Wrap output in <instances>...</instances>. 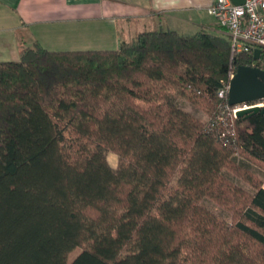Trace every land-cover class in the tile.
Here are the masks:
<instances>
[{
    "label": "trees",
    "instance_id": "trees-1",
    "mask_svg": "<svg viewBox=\"0 0 264 264\" xmlns=\"http://www.w3.org/2000/svg\"><path fill=\"white\" fill-rule=\"evenodd\" d=\"M230 61L222 33L162 29L118 50L35 43L1 62L0 264H69L84 247L70 264H264V177L236 162L264 174V112L239 117L221 138L223 125L189 132L160 110L179 89L214 115ZM236 65L264 69V52ZM68 134L90 148L74 150ZM107 151L125 161L119 170Z\"/></svg>",
    "mask_w": 264,
    "mask_h": 264
},
{
    "label": "crops",
    "instance_id": "crops-1",
    "mask_svg": "<svg viewBox=\"0 0 264 264\" xmlns=\"http://www.w3.org/2000/svg\"><path fill=\"white\" fill-rule=\"evenodd\" d=\"M215 1L0 0V63L19 61L20 49L35 43L45 49L118 50L146 31L222 33L208 12Z\"/></svg>",
    "mask_w": 264,
    "mask_h": 264
},
{
    "label": "built area",
    "instance_id": "built-area-1",
    "mask_svg": "<svg viewBox=\"0 0 264 264\" xmlns=\"http://www.w3.org/2000/svg\"><path fill=\"white\" fill-rule=\"evenodd\" d=\"M208 12L216 19L222 34L229 38L231 47L229 82L223 83L219 90L218 96L222 102L209 120L210 128L220 129L223 125L225 132L220 137L224 138L226 134L234 135L232 127L239 118V111L255 106L264 107V101L237 106H231L228 102L230 82L238 69L237 57L254 54L257 49L264 52V0H245L243 5H236L232 0H216Z\"/></svg>",
    "mask_w": 264,
    "mask_h": 264
},
{
    "label": "rangeland",
    "instance_id": "rangeland-1",
    "mask_svg": "<svg viewBox=\"0 0 264 264\" xmlns=\"http://www.w3.org/2000/svg\"><path fill=\"white\" fill-rule=\"evenodd\" d=\"M48 49L53 51H73V50H68V48H59V47H51ZM87 49L100 50L103 48H87ZM111 50H115V49H111ZM160 110H161V115L165 119L168 120L171 117H175L177 118L179 123L187 125L190 130L189 132H193L192 128L194 126L206 123L213 116L210 111L212 109L208 108L197 96L191 93H184L179 89H176L175 91L171 92L164 98V100L160 105ZM67 145L73 146L74 150L76 151L78 149H84L85 147L88 146L86 145V143L82 142V140H79L77 137H75L72 134H68ZM106 158L109 165L114 170H119L121 168V165L125 163V161L118 154L112 151L106 152ZM236 162L237 164H241L240 166L243 168V170L249 172L250 174L259 175L260 178L264 177L262 170L259 169V167H257L256 165L251 164L250 162L244 161L242 159L237 160ZM223 174L226 178H228L235 184L242 187L249 194H253L255 192V189L251 185V183L244 180V178H241L240 176H237L236 174L229 172L226 169L223 171ZM177 181H178V175L176 176V178L172 183L173 187L177 186ZM203 206L211 210L220 218L228 221L230 220L229 213L225 209L219 207L215 202L205 199L203 201ZM84 249L85 247L77 248L72 253H70L68 257V263L70 264Z\"/></svg>",
    "mask_w": 264,
    "mask_h": 264
},
{
    "label": "water",
    "instance_id": "water-1",
    "mask_svg": "<svg viewBox=\"0 0 264 264\" xmlns=\"http://www.w3.org/2000/svg\"><path fill=\"white\" fill-rule=\"evenodd\" d=\"M236 5H243L245 0H232ZM262 56V50L254 51L255 60ZM264 101V69L258 67L239 66L234 78L230 82L228 102L231 106L254 104ZM264 112V107L255 106L241 110L238 117Z\"/></svg>",
    "mask_w": 264,
    "mask_h": 264
}]
</instances>
